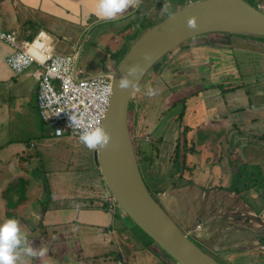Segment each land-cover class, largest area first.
<instances>
[{
	"label": "crops",
	"instance_id": "1",
	"mask_svg": "<svg viewBox=\"0 0 264 264\" xmlns=\"http://www.w3.org/2000/svg\"><path fill=\"white\" fill-rule=\"evenodd\" d=\"M155 2H168L179 9L192 1ZM141 5L142 0H130L122 13L106 18L97 12V0H0V30L16 32L19 41H31L40 31L52 41L51 32H64L74 53L63 55L76 56L84 36L86 41L94 31L102 36L107 33L106 37L114 34L115 30L104 29L106 24L123 21L126 25L122 28L130 29ZM74 29L75 36L66 34ZM245 39L244 43L252 41ZM212 50L222 51V56H196L204 58L207 68L213 67L205 72H211L216 81L210 86L203 77L199 98H189L181 109L178 103L163 105L161 117L169 113L170 120L163 125L159 117V123L154 119L150 126L146 124L152 141L142 145L148 157L142 163L153 183L159 180L152 171L168 180V185L154 183L157 199L187 234L199 238L228 264L235 260L236 264H264V117H259L264 102H253L255 96H264V88L252 84L256 88L251 91L243 85L245 70L231 58L239 50L237 44L218 43ZM12 53L13 49L0 40V221L16 218L28 243L37 250H47L43 256L20 251L16 264H172L154 246L138 249L134 245L129 255L122 253L115 260L93 250L92 245L101 246L97 244L101 236L118 238L115 221L126 218L118 207L109 209V192L95 162L92 178L72 179V163L56 165L54 156L46 154L47 124L37 103L39 68L34 63L15 73L7 64ZM196 56L192 61L198 59ZM227 62L233 66L229 72ZM184 87L189 91L190 87ZM146 110L148 115L150 109ZM198 128L204 130L203 140ZM57 167L60 169L54 172ZM234 167H259L262 181H256L254 173L237 176L240 173L235 174ZM40 168L46 169L43 176ZM249 177L252 183L242 182ZM78 228L84 232L82 237ZM243 258L245 263H240Z\"/></svg>",
	"mask_w": 264,
	"mask_h": 264
},
{
	"label": "rangeland",
	"instance_id": "2",
	"mask_svg": "<svg viewBox=\"0 0 264 264\" xmlns=\"http://www.w3.org/2000/svg\"><path fill=\"white\" fill-rule=\"evenodd\" d=\"M173 1L175 2V0ZM186 1L187 0H183L184 3ZM191 1L194 2L197 0H191ZM247 1L253 4L262 5L261 9L264 10V0H247ZM167 3L166 2L154 3V0L153 3H151L149 0L147 1L142 0V5L139 10L140 15L136 19L135 18L133 19L134 23L130 25V29L128 30H125L126 29L125 27L122 28L123 26L126 25L125 23H123V21L106 24L104 26L105 30L108 31L115 30L114 34L117 31H119V33L116 35L117 37H115L118 45H116V48L114 50L113 49L111 50V46L114 45L112 41L114 40H112L110 37L107 38L105 36L107 33H104L105 35L102 36L97 31H94L93 33H91L90 37L86 41H85L86 37L84 36L81 39V43H83L84 48L82 51L78 69L82 70L85 75L94 74L100 69L101 60L105 61L107 65L110 64L113 67L117 66L119 62L123 59L125 54L129 51L132 43L142 33H144L146 29L148 30L149 28L156 25L158 22H160L161 20H163L164 18H166L167 16L178 10L176 9L177 6H170L171 3L169 4ZM161 5H164V7L167 6L168 8L164 9L163 6ZM171 9H174V11L170 12ZM74 33H75V29L73 32L70 31L69 33L66 34L74 35ZM51 34H52L51 44L53 47L54 54L63 55V54L74 53L73 46L63 36L65 35L64 32L54 31L51 32ZM230 36L231 35L229 34H223V33H209L202 36H198L195 39L182 45V48L189 46L187 49L181 50V48H179L176 51V53L172 54L170 52L166 54L144 76V78L139 84L137 93L134 95L131 101L130 112H129L130 131L136 146H140V145L142 146L144 141H146L149 145L151 144L152 139L150 134L148 133L151 131L150 129L149 130L147 129L146 124L150 126V123L154 121V119L155 122H158V118L159 117L162 118L161 111L163 105H165L166 102L168 103V105L172 103H178L179 104L178 108L181 109V106L185 105V102L186 103L189 102L188 100L189 98L192 97L199 98L198 94L200 93V91L203 89L204 86L203 77H205V82L207 81L206 83H208V85L212 84L213 80L216 81V79H214V75L211 74V72L210 73L205 72V69L207 67L204 66L203 63L204 58L196 59L194 57L195 58V60H193L194 62L192 61L191 58L193 56H196L197 54H203L206 56L212 55L210 53L213 54L217 53V56L221 57L222 51L212 50V46L215 45L218 46V43L230 44L233 42L234 44H237L239 50L236 53H233L235 56L231 58L232 60L238 62L236 63V65L238 64L239 68L241 67L242 70L243 69L245 70V75L247 76V78L243 80V85L249 87L251 91L255 90L256 88L252 86V84L255 86L259 84L264 88V41L251 39L252 41L248 43H244L243 40L245 37L233 35L232 36L233 39H231L232 37ZM230 39L232 40L231 42ZM249 40L250 38L245 39V41H249ZM119 49L121 50V52L118 55H115L113 59H106V60L104 59L105 57L111 55V53L112 54L116 53L117 50ZM180 51L183 52H181L180 54H178V56H176L177 53ZM179 55H181V57ZM185 55H187V59L184 60L182 56ZM212 58L213 57H211V59ZM206 60H208V58H206ZM197 63L200 64H198L197 66ZM225 66L227 67L228 72H229V67H233L231 65L229 66V62H227ZM193 68H196L194 73H193L194 71ZM207 69L213 70V67H209ZM215 75L217 76V73H215ZM217 79H219V77ZM184 86L190 87L189 91L184 90L186 89ZM148 88L154 89L155 94L152 96L147 95L146 90ZM255 97L256 98H253V102L256 103L258 101L264 102V96L262 97V95H259ZM146 108L150 109L148 115L146 114L147 113ZM262 108L264 109V107ZM168 114L162 119H160V121L163 122V125L170 120L171 115ZM146 115L148 116L147 119H146ZM259 117H264V112L263 115L259 114ZM158 123L156 124L158 125ZM159 128L161 127L159 126ZM197 132H199L200 140H203L204 130L198 128ZM45 134H46L45 149H47L46 154L52 157L54 156L52 162L56 163V165H58L59 163L61 165L72 163V169H73L72 179L73 178L79 179L80 176L81 180H85L88 178L89 179L92 178L93 175H96V170L94 169L95 164L93 161L94 157L92 151L86 149V147H84L81 142H78L75 137H73L70 134L56 136L54 134L53 128L48 125L45 129ZM144 145L146 146V143ZM33 153H35L34 149L31 152V154ZM44 165H47V163L45 162ZM44 165L43 167H45ZM50 165H52V163ZM140 167L144 180L147 184V187L149 188L151 193H153V195L157 198V194H156L157 191L154 190L155 189L154 183L155 184L160 183L161 185L162 183H164L163 185L165 184L168 185L167 184L168 180L165 181V179L161 177V175L156 174L155 171L151 170L153 172V176H156L159 180V181L154 180L155 182L153 183L149 178V174H150L149 171L144 167V164L142 162L140 164ZM44 169L40 168L38 170L41 176H43L44 171H46V169L45 170ZM59 169L60 168L57 167L53 171L55 172L58 171ZM238 172L240 174H238L237 176H241L242 174L254 173L256 174L255 180L262 181L261 178L263 173L262 170L259 169V167L258 169L254 167L246 170L244 169L238 170L236 167H234V173L237 174ZM244 181L250 184L254 180L249 177L247 179H242V182ZM225 183H223L222 181V185H225ZM243 186L244 185H241L239 188L242 189ZM261 187L263 190L262 192H264V185H262ZM164 209L166 210V208ZM167 213L176 221L174 216L170 214L169 211H167ZM176 223L179 225L177 221ZM114 227L119 229L117 233L118 238L108 235L101 236L102 240L98 241L97 244L101 245L102 247L100 246L99 248H97L96 245H92L95 246L93 250L96 253H101L102 255H104V257L107 256L108 258L115 260L116 258L120 257L122 253H126L127 255H129V252L133 249L134 245L138 249L141 248V246L143 245L146 247L154 246L155 248H157L156 245L153 243V241L146 234H144L138 227L130 223V221L127 218L125 221L119 219L115 221ZM79 235L80 237L84 235V232L81 228L79 229ZM190 237L206 253L218 259V261L221 262L222 264H228L227 261H225V259L223 260V258H218L217 253L215 252L213 253L211 250H209L206 247V245H204L199 240V238L195 237L194 235H191ZM80 242L83 246H85V242L83 240H81ZM92 242H90L88 246H90ZM156 250L159 251L160 249L157 248ZM159 252L162 255L164 254L163 256L167 257L172 262V264H177L162 250H160ZM244 259L245 258H243L239 262L241 263ZM153 260L157 262L156 256L153 257ZM236 263H238L237 260L234 261V264ZM242 263L245 262L243 261ZM90 264H93V262H90Z\"/></svg>",
	"mask_w": 264,
	"mask_h": 264
},
{
	"label": "water",
	"instance_id": "3",
	"mask_svg": "<svg viewBox=\"0 0 264 264\" xmlns=\"http://www.w3.org/2000/svg\"><path fill=\"white\" fill-rule=\"evenodd\" d=\"M209 33L264 41V11L247 0L191 2L142 33L115 69L97 74L111 79L113 92L102 126L110 140L93 152L94 162L120 211L177 264L222 263L176 223L147 187L130 131L129 108L140 82L160 59ZM83 47L76 53V68ZM121 77L132 86L121 88Z\"/></svg>",
	"mask_w": 264,
	"mask_h": 264
},
{
	"label": "built area",
	"instance_id": "4",
	"mask_svg": "<svg viewBox=\"0 0 264 264\" xmlns=\"http://www.w3.org/2000/svg\"><path fill=\"white\" fill-rule=\"evenodd\" d=\"M18 39L16 32L0 30V40L13 49L7 64L15 73L20 74L30 65L37 64L40 117L53 128L54 134H70L80 142L78 129L69 120L70 114L79 119L80 127L103 126L111 104V79L102 74L85 75L76 68L75 55L54 54L50 38L44 31L31 41ZM106 202L110 210L118 207L110 194Z\"/></svg>",
	"mask_w": 264,
	"mask_h": 264
},
{
	"label": "clouds",
	"instance_id": "5",
	"mask_svg": "<svg viewBox=\"0 0 264 264\" xmlns=\"http://www.w3.org/2000/svg\"><path fill=\"white\" fill-rule=\"evenodd\" d=\"M130 0H97V12L106 18H114L128 8ZM121 88L132 86V81L127 77H121ZM146 94L152 96L155 90L148 88ZM71 124L78 129V139L84 147L99 150L105 147L110 140L109 134L102 126L80 127L79 119L70 114ZM23 251L28 256H43L46 248H33L20 230L19 222L14 217H8L0 221V264H16L17 256Z\"/></svg>",
	"mask_w": 264,
	"mask_h": 264
},
{
	"label": "flooded vegetation",
	"instance_id": "6",
	"mask_svg": "<svg viewBox=\"0 0 264 264\" xmlns=\"http://www.w3.org/2000/svg\"><path fill=\"white\" fill-rule=\"evenodd\" d=\"M249 2V1H248ZM257 2V1H256ZM251 3V2H250ZM251 4H253V3H251ZM254 6H257V7H259L260 9L262 8V5H258V4H253ZM261 10H263V9H261ZM264 11V10H263ZM118 33H115V34H111L110 36H107L108 38L110 37L112 40H114V41H112V43L114 44H112L113 46H111V50L113 49H115L116 48V45H118V43H117V40H116V38L115 37H117L116 35H117ZM112 37H114V38H112ZM230 37H232V35L230 36ZM131 38H132V36H131ZM232 39V38H231ZM230 39V42L232 41ZM231 44V43H230ZM84 48V47H83ZM121 52V50L119 49V50H117V52L116 53H111V55H109L108 57H105L104 59L106 60V59H113V57L115 56V55H118L119 53ZM183 52V51H182ZM82 55V54H81ZM180 57H181V55H179ZM183 57V59L185 60V59H187V55H185V56H182ZM198 59H203L202 57H198V56H196ZM189 58V57H188ZM187 62V61H186ZM198 66V65H197ZM196 66V67H197ZM116 67V66H115ZM115 67H113L112 65H110V64H108L107 65V63H105V61H103V60H101L100 61V69H99V73H103V72H110V71H112L113 69H115ZM195 71H193V73H194ZM186 77H187V75H186ZM188 98V97H187ZM184 101V100H183ZM131 105V104H130ZM162 111H164L163 110V108H162ZM129 112H130V108H129ZM162 113V112H161ZM128 121H129V119H128ZM140 169H141V167H140ZM153 194V193H152ZM157 199V198H156ZM158 200V199H157ZM207 247V246H206ZM210 250V249H209ZM213 254V253H212ZM218 260V259H217Z\"/></svg>",
	"mask_w": 264,
	"mask_h": 264
},
{
	"label": "trees",
	"instance_id": "7",
	"mask_svg": "<svg viewBox=\"0 0 264 264\" xmlns=\"http://www.w3.org/2000/svg\"><path fill=\"white\" fill-rule=\"evenodd\" d=\"M144 143L148 144L146 141H144ZM135 145V150H136V153H137V157H138V160H139V163L141 164V162H146V159L148 157L145 156V153H144V146H136V144L134 143ZM143 145V144H142ZM149 160V159H148ZM108 203V202H107ZM145 234V233H144Z\"/></svg>",
	"mask_w": 264,
	"mask_h": 264
}]
</instances>
